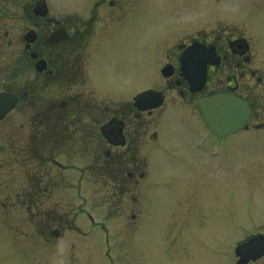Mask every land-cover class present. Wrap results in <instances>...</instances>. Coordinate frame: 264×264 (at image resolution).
<instances>
[{
  "label": "flooded vegetation",
  "instance_id": "obj_1",
  "mask_svg": "<svg viewBox=\"0 0 264 264\" xmlns=\"http://www.w3.org/2000/svg\"><path fill=\"white\" fill-rule=\"evenodd\" d=\"M20 1L0 0V21H11L8 15L18 9L20 15L13 16V20L22 19L26 23L24 34L34 31V39L31 36L27 40L22 34L21 48L28 66L24 86H20L25 66L22 65L23 70H18V74L14 72V65L22 63V57L14 50L12 40H8L9 34H4L8 36L3 48L7 51L2 50L6 53L7 71H0V92H12L17 102L0 122L13 117L16 109L23 111L26 122L18 127L23 130L20 132L27 133L25 139H19L21 134L15 129L7 141L11 167L8 183L12 191L9 203L24 207L28 223L32 218L45 222L54 217L60 223L63 216L58 206L64 191H71L75 197L84 181L107 191L104 202L113 212H124L129 203L144 218L145 206L158 185L148 165L150 154L170 153L168 150H173L176 143L168 136L173 145L166 149L160 129L165 125L170 129H186L178 117L166 123L172 109L181 114L185 111L199 123L193 138L183 140L182 144L215 159V169H222L224 148H233L232 144H237L239 138L236 134L217 137L209 131L197 106L200 96L226 92L246 98L251 117L244 130L250 134L241 140L252 144L255 138L264 139V53L261 45L255 49L253 35L244 32L247 29L244 23L216 20L178 27L157 56L154 81L145 89L129 92L131 97L127 94L123 99V55L116 49L118 71L101 70L104 64L96 61V57L104 56L110 40H114L115 47L123 46V21L127 10L132 8L130 1H74L73 7L58 8L57 13L48 9L45 16L34 13L36 0L28 6ZM55 29L66 31L61 34L63 39L50 40ZM192 42L210 45L216 56L214 63L206 64L205 81L197 91L191 90L179 59L182 49ZM30 52L37 54L36 59H42L41 71L35 69L36 59L29 56ZM1 55L0 50V61ZM32 75L36 80L30 81ZM116 92L121 96L114 97ZM139 95H149L140 104L143 109L135 104ZM253 153L264 156V151ZM17 165L25 170L24 175L17 172ZM187 203L183 211L179 207L170 215L168 234L182 251L189 254L193 251L199 258L204 252L213 263L222 264L221 205L217 202L216 209L208 210L197 197ZM137 214L130 217L134 219ZM208 225H211L209 230ZM63 229L60 224L52 231L58 236L63 234ZM259 233L264 235V228L249 232L237 241ZM258 263L264 264V256L246 264Z\"/></svg>",
  "mask_w": 264,
  "mask_h": 264
},
{
  "label": "rangeland",
  "instance_id": "obj_2",
  "mask_svg": "<svg viewBox=\"0 0 264 264\" xmlns=\"http://www.w3.org/2000/svg\"><path fill=\"white\" fill-rule=\"evenodd\" d=\"M24 1L20 2L27 4L28 0ZM74 1L80 0H48L53 13L60 11L61 7H73ZM127 1L131 2L132 8L127 10L123 21V46L115 47L114 40H110L104 56L96 57V61L101 60L104 64L101 70L118 71L120 65L115 58L116 49L123 55V99L127 98L129 92L145 89L154 81L155 63L161 48L183 25L193 27L216 20L244 23L247 26L244 32L253 35L255 49L260 48L261 39L264 53V0ZM18 5L20 3L15 7ZM19 15L20 11L16 9L8 15L11 21H0V71H7L6 53L3 52L7 51L3 50L8 38L4 34L7 32L8 40H12L14 50L22 57V63L14 65V72L18 74V70L24 68L20 76V86H24L28 64L24 62L26 55L21 47L24 45L22 34L26 30V23L20 21L22 19L13 20V16L18 18ZM256 61L259 65L260 57ZM262 64L264 66V59ZM22 65L25 67L22 68ZM33 79L32 75L30 81ZM131 95L128 94V97ZM113 96L119 97L121 93L116 92ZM21 112V109H16L12 112L13 117L0 122V264H111L105 256V248L101 247L102 233L87 225L85 211L94 214L103 226L111 227L108 244L112 264H215L204 252L199 258L194 256L193 251L191 254L182 251L168 234L170 215L179 207L183 211L187 201H194L196 197L206 204L208 210L216 209L217 202V205H221L222 264H236L233 248L237 239L264 228V156L253 153L264 151L261 144L264 139L250 140L252 144L238 140L237 144H232L238 150L224 148L222 169L216 170L215 159L211 160L200 150L182 144L183 140L193 138L199 123L185 111L181 114L174 109L170 110L171 117L166 123L178 117L186 129H170L168 125L160 129V139L165 138L163 144L166 149H171L173 145L168 136L176 143L173 150H168L170 153L150 154L148 165L153 181L158 185L153 188L151 201L145 206L144 218L141 219L137 207H130L129 203L124 212H113L104 202L107 191L84 181L78 199L72 196L71 191H64L63 201L58 206L63 216L60 223L55 217L45 222L32 218L28 223L24 207L9 203L12 197L8 183L11 167L8 152L3 151V148H7L9 134L15 129L21 134L18 138L25 139L27 133L20 132L23 130L18 127L26 122ZM249 134L250 131H242L237 136ZM16 170L24 175L25 170L19 166ZM17 191L21 190L18 188ZM71 199L75 201L71 203ZM132 213L137 214L134 219L130 217ZM60 224L70 230L64 231L58 238L53 235L55 232L52 229ZM210 227L208 225V230Z\"/></svg>",
  "mask_w": 264,
  "mask_h": 264
},
{
  "label": "water",
  "instance_id": "obj_3",
  "mask_svg": "<svg viewBox=\"0 0 264 264\" xmlns=\"http://www.w3.org/2000/svg\"><path fill=\"white\" fill-rule=\"evenodd\" d=\"M45 3H37L35 5V12L41 15L46 13ZM61 30H57L53 33L51 40L57 41L62 39L63 36L59 33ZM28 36V35H27ZM29 38V37H27ZM197 46L198 44L195 43ZM35 54H32L34 56ZM182 56V55H181ZM207 59H202V65L205 64ZM44 67L43 61L38 60L36 62V68L42 70ZM185 71H195L196 69L184 68ZM200 75L189 76L188 79L191 83L192 89L199 88V84L202 78V69ZM148 98V97H147ZM146 98V99H147ZM142 98L137 100V103L141 102ZM16 102V97L9 94L0 95V119L5 113L13 107ZM198 105L202 113V117L206 120L209 129L218 136H225L230 133L236 132L244 125L245 121L250 115V110L247 102L226 94H213L208 97H204L198 100ZM235 255L239 257L238 264H244L248 260H255L264 253V238L260 235L250 237L245 242L238 244L234 249Z\"/></svg>",
  "mask_w": 264,
  "mask_h": 264
}]
</instances>
